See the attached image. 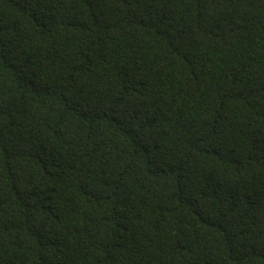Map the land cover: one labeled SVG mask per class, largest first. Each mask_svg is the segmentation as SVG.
Wrapping results in <instances>:
<instances>
[{
    "label": "trees",
    "instance_id": "obj_1",
    "mask_svg": "<svg viewBox=\"0 0 264 264\" xmlns=\"http://www.w3.org/2000/svg\"><path fill=\"white\" fill-rule=\"evenodd\" d=\"M0 264H264V0H0Z\"/></svg>",
    "mask_w": 264,
    "mask_h": 264
}]
</instances>
